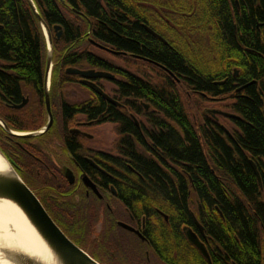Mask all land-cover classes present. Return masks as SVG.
<instances>
[{"label": "trees", "instance_id": "trees-1", "mask_svg": "<svg viewBox=\"0 0 264 264\" xmlns=\"http://www.w3.org/2000/svg\"><path fill=\"white\" fill-rule=\"evenodd\" d=\"M34 2L52 30L54 68L62 84L72 81V76L65 73L67 67H108L101 58L88 53L96 49L87 39L92 26V32L106 41L127 51H141L146 58L132 61H138L142 67L154 66L155 61L172 69L198 93H217L218 109L240 117L218 115L217 122L204 113L198 102L186 103L163 72L155 78L143 72L144 80L134 76L128 79L124 86L128 95L152 102L160 116L152 132L156 150L153 157L135 150L130 140L122 144L131 164L141 174L139 177L129 171L133 178L128 182L126 201L133 210L147 213L159 228L167 224L154 210L163 211L173 226L171 237L167 231L161 233L162 248L157 249V257L151 263L264 264V0L256 7L252 0L242 3V17L235 12L237 20L226 0H206L205 51L197 54L191 65L152 38L138 22H131L130 18H136L135 10H129L120 1ZM143 9L150 12L149 8ZM217 16L224 45L240 67V75L221 86L212 83L228 73L222 71L229 69L230 57L227 53L222 58L218 54ZM258 21L262 23V32ZM56 25L63 30L60 40L55 37ZM0 26V96L9 101L20 98L24 88H41L47 43L28 0H0ZM155 79L158 85L152 84ZM234 82L247 85L234 91ZM198 98L199 102L205 100ZM123 125L135 130L126 116ZM251 161L256 164L261 181ZM45 205L56 223L79 245L89 248L90 243L95 252L99 249L106 256L115 257L116 264H149L146 257L110 241L106 228L96 234L99 219L90 215L85 205L78 208L61 196ZM193 215L205 229L211 262L183 233L184 226H195Z\"/></svg>", "mask_w": 264, "mask_h": 264}, {"label": "flooded vegetation", "instance_id": "flooded-vegetation-1", "mask_svg": "<svg viewBox=\"0 0 264 264\" xmlns=\"http://www.w3.org/2000/svg\"><path fill=\"white\" fill-rule=\"evenodd\" d=\"M117 1L126 5L129 10H135L136 18H130L131 22L135 24L138 22L152 38L174 54L183 56L189 65L197 54L201 55L205 51L208 37L206 0H152L150 3L142 0ZM226 1L234 20H237L236 11L242 17V3L247 0ZM259 3L260 0H252L254 7ZM143 8H149L150 12H144ZM261 25L262 23L258 21L259 29ZM215 32L219 56L222 58L224 53H227L226 55L230 57L229 69L225 68L222 71L228 73L225 72L227 74L221 80L217 79L212 83L221 86L229 79L238 77L240 67L235 65L237 60L224 45L222 24L218 16L215 17ZM87 35V39L96 48L88 53L101 58L108 67L78 69L103 71L111 77H91L88 81L92 82V85L86 83L81 75L67 71L69 68L77 67H67L65 73L72 76V81L62 84L60 77L56 75L53 61L48 84L49 112L46 99V56L41 88L35 87L32 91L24 88L20 98H11L9 101L0 96V149L50 215L45 203L58 200L60 196L64 200L73 201L78 208L85 205L90 209V215L99 219L97 224L100 231L106 228V237L110 241L134 250L138 256L146 257L149 264H152L151 259L157 257V249L162 248L159 247V241H162L161 233L167 231L171 237L173 226L169 216L163 211L157 208L154 210V213L167 224L166 227L159 228L147 213L133 210L126 201L128 182L133 178L129 175L130 172L139 177L141 174L131 164L127 157L128 152L124 150L122 144L130 140L135 150L153 157L156 150L153 147L152 132L156 118L160 116L156 115L158 110L152 102L128 95L124 86L128 85L130 76L144 80L143 72L154 78L163 72L171 79L176 93L188 104L192 97L197 99L203 97L204 102L217 104L218 94L198 93L186 79L184 81L172 69L155 61H152L154 66L142 67L141 63L135 62L136 59H146L141 51H127L106 41L92 32V26ZM140 46L142 47V44ZM124 59L135 61L132 63ZM118 60L122 64L118 63ZM220 64L222 70V62ZM10 69L9 67V72H12ZM199 72L206 76L205 71ZM155 81L152 84L158 85V79ZM238 85L232 83L234 91L241 90L247 84ZM207 109L218 108L203 110L206 115L218 122L219 114L212 115ZM125 116L131 120L135 130L124 127ZM51 118L52 124L47 128ZM28 126L36 127L26 129ZM43 129L45 130L41 133L26 135ZM137 206L141 207L140 204ZM121 223L129 225L140 234L122 226ZM194 224L195 226L190 227L206 243L205 229L202 232L195 219ZM185 227L187 225L183 227V233L188 240L184 232ZM79 246L94 259L104 263L103 257L91 251V248ZM100 253L105 256L106 264H116L115 257L110 258L103 252Z\"/></svg>", "mask_w": 264, "mask_h": 264}, {"label": "water", "instance_id": "water-1", "mask_svg": "<svg viewBox=\"0 0 264 264\" xmlns=\"http://www.w3.org/2000/svg\"><path fill=\"white\" fill-rule=\"evenodd\" d=\"M33 11L35 12L36 17L41 23L46 43H47V66H46V85H47V106L50 112V96H49V76L52 69L53 64V56H54V45H53V34L52 30L49 28L45 20L42 18L34 0H28ZM150 32L155 34L151 29ZM55 37L60 39L62 36V27L60 25H56L54 27ZM156 35V34H155ZM69 73L81 75L85 78L86 83L92 84L88 79L91 77H108L109 74L103 71H95V70H80L78 68H69L67 70ZM111 77V76H110ZM93 85V84H92ZM98 91L102 92L100 89L95 87ZM212 115H224L229 118H237L240 117L222 111L220 109H208L207 110ZM52 124V118L47 125V128ZM45 129L39 132H32L26 135H32L35 133H41ZM0 156L4 158L7 162L8 167L0 170V200H8L16 205L26 220L33 228L37 236L43 242L44 246L49 250L50 255L48 259H42L40 257L28 254L20 249L12 248H0L2 255L9 260L13 264H101L99 261L94 259L86 250L78 246L72 239L68 237V235L62 230V228L56 223V221L52 218V216L48 213L42 202L36 196V194L30 189V187L25 183V181L21 178L18 172L14 169V167L9 163L6 156L3 154L0 149ZM254 171L257 175L259 181H261L260 173L256 164L251 161ZM92 185V184H91ZM93 186V185H92ZM194 216V215H193ZM196 223L199 228L204 231V227L200 224L197 218L194 216ZM122 226L132 230L138 234V231L134 230L129 225L121 223ZM184 232L189 240V243L195 246L200 253L211 262V257L206 246L205 241H203L199 235L193 230L192 227L187 226L184 228Z\"/></svg>", "mask_w": 264, "mask_h": 264}, {"label": "bare ground", "instance_id": "bare-ground-1", "mask_svg": "<svg viewBox=\"0 0 264 264\" xmlns=\"http://www.w3.org/2000/svg\"><path fill=\"white\" fill-rule=\"evenodd\" d=\"M7 167V162L0 156V170ZM0 248L20 249L42 259H48L50 255L21 210L8 200H0ZM0 264L13 263L0 251Z\"/></svg>", "mask_w": 264, "mask_h": 264}, {"label": "rangeland", "instance_id": "rangeland-1", "mask_svg": "<svg viewBox=\"0 0 264 264\" xmlns=\"http://www.w3.org/2000/svg\"><path fill=\"white\" fill-rule=\"evenodd\" d=\"M100 54H102L100 51H98ZM118 63H120V64H122V62L121 61H117ZM197 102L199 103V105L198 106H203V110L205 109V108H218V103L217 104H214V103H209V102H207V101H203V102H199V100L196 98V97H192L191 99H190V101H189V103H190V105L191 104H195V105H197ZM99 224V223H98ZM98 224L96 225V228H95V232L96 233H98V232H102V231H100V228H99V226H98ZM89 248H91V251H94V249L92 248L93 246L89 243ZM96 250V252L97 253H99L100 255H101V257H103V261H104V263H101V264H106L105 263V261H106V258H105V256H103L101 253H100V251H99V249H95Z\"/></svg>", "mask_w": 264, "mask_h": 264}]
</instances>
